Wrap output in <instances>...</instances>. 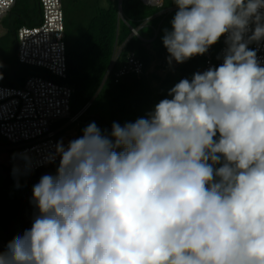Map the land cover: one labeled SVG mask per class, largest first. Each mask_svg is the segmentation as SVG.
<instances>
[{"label": "clouds", "instance_id": "obj_1", "mask_svg": "<svg viewBox=\"0 0 264 264\" xmlns=\"http://www.w3.org/2000/svg\"><path fill=\"white\" fill-rule=\"evenodd\" d=\"M171 67L221 37L222 63L153 110L59 141L30 228L0 264H264V0H172Z\"/></svg>", "mask_w": 264, "mask_h": 264}, {"label": "trees", "instance_id": "obj_2", "mask_svg": "<svg viewBox=\"0 0 264 264\" xmlns=\"http://www.w3.org/2000/svg\"><path fill=\"white\" fill-rule=\"evenodd\" d=\"M73 1L81 3L83 0ZM120 1L86 0L83 12L89 22L84 29L82 20H86L81 17V26L76 29L78 37L72 44L67 42L72 24L68 23L65 16L68 81L76 90L73 113H78L90 104L81 122L84 125L96 122L101 130L107 131L111 130L113 122L123 125L125 122H134L137 118L146 116L161 99L167 97L171 87L183 78L191 79L194 73L201 70V60L197 55L179 66L174 74L168 75L164 80L150 74L153 62L167 52L162 43V36L165 29H171V17L177 7L171 2L168 6L172 10L167 11L164 7V10L160 11L144 5L140 0H122L123 12L120 16ZM20 2L21 0H18L9 18L10 21L15 17L18 23V26L11 24L14 38L12 43L16 46L18 30L23 26L37 25L42 13L39 0H34L32 8L24 9L20 7ZM163 11L166 12L161 13ZM163 16L168 21L167 27L163 28V22L159 28L154 27L153 33H141L144 27ZM133 30L138 31L139 36L136 37ZM144 41L151 42L145 44ZM150 46L152 51L148 49ZM121 48L123 50L120 58L108 76L114 56ZM131 54H136L144 62V74L129 75L116 82L115 73ZM10 73L9 77L0 73V85L20 86L24 79L36 74L35 70L21 65L19 61L18 66ZM155 80L160 82L158 86L154 85ZM100 100L104 101L103 109L96 106ZM57 165L47 167L27 179L18 180L10 165L0 164V240L8 242L30 228L37 211L31 203L33 185L46 171L55 174Z\"/></svg>", "mask_w": 264, "mask_h": 264}, {"label": "built area", "instance_id": "obj_3", "mask_svg": "<svg viewBox=\"0 0 264 264\" xmlns=\"http://www.w3.org/2000/svg\"><path fill=\"white\" fill-rule=\"evenodd\" d=\"M64 0H39L41 17L35 26H23L17 32L16 51L21 65L35 70L20 86L0 85V136L13 150L7 157V165L13 168L18 180L27 179L43 169L56 165L50 162L55 146L63 141L62 132L72 124H80L88 104L73 113L76 90L69 83L67 45L65 42ZM144 5L162 8L164 0H140ZM18 0H0V23L10 17ZM161 13H165L164 11ZM122 16V14H120ZM137 36L138 31L133 30ZM3 36L0 28V39ZM149 44L151 41H144ZM227 45L225 37L212 45L204 55H198L203 72L219 66ZM257 57L264 65V41L252 43ZM122 48L115 54L108 76L120 58ZM144 62L131 54L115 73L116 82L129 75H142ZM2 161V160H0ZM0 240V248L6 247Z\"/></svg>", "mask_w": 264, "mask_h": 264}, {"label": "rangeland", "instance_id": "obj_4", "mask_svg": "<svg viewBox=\"0 0 264 264\" xmlns=\"http://www.w3.org/2000/svg\"><path fill=\"white\" fill-rule=\"evenodd\" d=\"M86 0H83L81 3H76L73 0H64L63 1V9H64V13L66 16V19L68 21L69 24H72V28L71 25H69V27L71 28V34L68 38V43L72 44L76 38L78 37L77 31L76 29L78 27H80L81 25H79L80 23V19L81 17H86V14L84 10V4H85ZM172 2V0H164V6L162 8H155V9H159L164 10L163 8L165 7V9H167V11L169 9H171L168 5H170ZM34 3V0H21L20 2V7L22 9L24 8H32ZM172 10V9H171ZM166 12V11H164ZM88 16V15H87ZM174 14H172L171 19H173ZM9 18H6L4 21H2L0 23V28L2 30L3 36H2V40L0 39V73L3 76H7L9 77L11 75L10 72H12L13 68L18 66V61H17V51H16V45H14L12 43V39L13 38V29H12V25L11 24H15L18 26V23L16 21V18H12L9 21ZM166 18L163 17H158L156 18L154 21H152L150 23L149 26L144 27L143 30L141 31L142 34H151L153 33L154 27L159 28L160 26H162L163 22H165V24L163 25V28L167 27V20H165ZM86 21L82 20V24L84 25V29H86L89 20L85 19ZM26 25V24H24ZM148 49H150L152 51V46L148 47ZM119 50V49H118ZM4 52V54H3ZM118 53V51H117ZM167 56L168 53L166 52L164 54V56L160 59H157L156 61L153 62L151 69L149 70V73L152 75H155L157 77H159L160 79L164 80L168 75L170 74H174L176 72V70L179 68V66L183 65V64H176L173 61V65L170 67L167 63ZM9 61H8V60ZM20 72V71H19ZM160 84L159 81L155 80L154 81V85L158 86ZM96 106L99 107L100 109L104 108V101H98L96 103ZM93 122V121H92ZM96 123V122H95ZM81 125V126H80ZM87 125H84L82 122L80 124H72L69 125L63 132H62V136L65 137V139H75L78 138L79 136L82 135V130L86 127ZM13 150L11 149V145L6 142L1 136H0V160L2 158H7L8 155L10 156V153ZM1 164L5 165L4 162H1ZM7 166V165H6ZM0 238H1V234H0Z\"/></svg>", "mask_w": 264, "mask_h": 264}, {"label": "water", "instance_id": "obj_5", "mask_svg": "<svg viewBox=\"0 0 264 264\" xmlns=\"http://www.w3.org/2000/svg\"><path fill=\"white\" fill-rule=\"evenodd\" d=\"M118 8H119L120 14H122V12H123L122 0L119 2V7Z\"/></svg>", "mask_w": 264, "mask_h": 264}, {"label": "crops", "instance_id": "obj_6", "mask_svg": "<svg viewBox=\"0 0 264 264\" xmlns=\"http://www.w3.org/2000/svg\"><path fill=\"white\" fill-rule=\"evenodd\" d=\"M1 160H2V161H0V164H1V162H4L5 165H7V158H6V157H5V158H2Z\"/></svg>", "mask_w": 264, "mask_h": 264}]
</instances>
